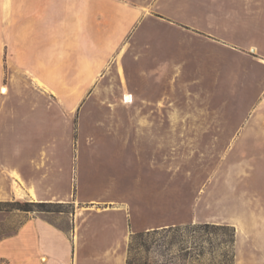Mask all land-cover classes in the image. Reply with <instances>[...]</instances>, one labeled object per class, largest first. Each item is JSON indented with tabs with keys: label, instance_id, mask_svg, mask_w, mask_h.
Here are the masks:
<instances>
[{
	"label": "rangeland",
	"instance_id": "1",
	"mask_svg": "<svg viewBox=\"0 0 264 264\" xmlns=\"http://www.w3.org/2000/svg\"><path fill=\"white\" fill-rule=\"evenodd\" d=\"M120 1L85 41V0H0V264H128L191 224L235 230L236 264L264 237V18H231L264 0ZM41 34L54 59L29 63ZM211 238L200 264H224Z\"/></svg>",
	"mask_w": 264,
	"mask_h": 264
},
{
	"label": "trees",
	"instance_id": "2",
	"mask_svg": "<svg viewBox=\"0 0 264 264\" xmlns=\"http://www.w3.org/2000/svg\"><path fill=\"white\" fill-rule=\"evenodd\" d=\"M221 231L224 233L221 234ZM220 235L227 239L224 243L229 248L223 252V263L231 264V237L234 243L235 230L231 229L230 226L211 224H191L138 233L134 235L129 247L128 264H160V261L153 258L154 252L162 258L161 264H200L201 259L208 252L211 255L214 254L212 248L207 252L201 242L206 239L212 245L211 237ZM141 253L146 254L144 261H140L139 255Z\"/></svg>",
	"mask_w": 264,
	"mask_h": 264
},
{
	"label": "crops",
	"instance_id": "3",
	"mask_svg": "<svg viewBox=\"0 0 264 264\" xmlns=\"http://www.w3.org/2000/svg\"><path fill=\"white\" fill-rule=\"evenodd\" d=\"M93 5V6H92ZM120 5H123V1H120V0H85V11H84V23H83V29L84 31L86 32V37H85V41H88V28H89V24L91 22V17L95 16L98 18L99 22L103 20L104 23L107 22V19H108V13H106V11H104V8H111L112 11L114 12V14H117L118 16H121L123 15V12L124 10H122V6ZM92 7L96 8H100V12H99V17L97 16V11L96 10H93ZM119 8H122L121 10L122 11H119L118 9ZM125 13L127 14V16L129 15H132L133 17V14L131 12H127L125 11ZM241 15V16H240ZM237 16H240V17H244L246 19H250V18H258V19H262L264 18V15L262 14H256V12H253L251 10H249V12H244L243 14L241 13H233L231 14V18L232 17H237ZM54 16H52L53 18ZM166 17L169 18V15H167L166 13ZM122 20V19H121ZM255 22H258V21H255ZM102 23V24H104ZM43 22L41 21L39 23V25H42ZM259 23H255V26H258ZM36 26L38 25L35 24ZM247 26V25H246ZM12 28L13 26L11 25V22H9V24H5V43H9V44H6V50L8 47H10V51H12V47H13V43H14V40L12 39ZM119 28V27H118ZM118 28H117V25L115 26V28L113 29L114 33H115V36H119V34L121 35V33H119L118 31ZM101 29V28H100ZM248 30V31H247ZM247 32H254V31H259L260 33H262V31H260L261 29L259 30H256L252 27H247ZM233 31H236V29H234ZM103 32V30L101 31ZM232 33V31H231ZM28 41H31V42H35V46L32 45L30 42V45H28L27 49H26V55H24L23 57L26 58V60L29 62V63H36V62H39V63H43V60L45 59L44 57H46L47 59L49 58V56L51 57V59H54L53 57V52H51L52 55H50L49 53L48 54H44L43 53V34L41 35H35V36H30ZM22 44V43H21ZM255 49V48H254ZM257 49H255L256 51ZM57 57V56H56ZM53 65H51L50 67L48 68H53L55 67L54 66V63H52ZM48 75H51L53 76L54 75V71L52 73H49L48 72ZM6 87V86H5ZM8 88V87H7ZM256 242H259V246H253ZM249 243H250V249H251V252L248 255H246L244 253V251H242V249L245 247L243 244H242V241L241 240H237L236 242V248H237V254H236V264H264V237L261 238V240H255L254 238H250L249 240ZM253 247V248H252ZM108 252V251H107ZM246 256H248L249 258H247ZM3 257V256H2ZM81 255H78L76 257L75 260H80L81 261ZM248 259H250L249 262ZM50 260V257H49V254L48 255H42L41 257V262H38L36 261L37 263L39 264H47L48 261ZM75 260H74V263H75Z\"/></svg>",
	"mask_w": 264,
	"mask_h": 264
},
{
	"label": "bare ground",
	"instance_id": "4",
	"mask_svg": "<svg viewBox=\"0 0 264 264\" xmlns=\"http://www.w3.org/2000/svg\"><path fill=\"white\" fill-rule=\"evenodd\" d=\"M120 72H121V75H122L121 77H122L123 81L125 82L126 79H125V75H124V69H123L122 66H120ZM1 88H2V92L3 93H7L8 92V88L7 87L4 86V87H1ZM126 100H127V102H131L133 100V96L131 94H128V92L126 94ZM32 193H33V195H35L33 190H32ZM118 210H121V209H118Z\"/></svg>",
	"mask_w": 264,
	"mask_h": 264
},
{
	"label": "water",
	"instance_id": "5",
	"mask_svg": "<svg viewBox=\"0 0 264 264\" xmlns=\"http://www.w3.org/2000/svg\"><path fill=\"white\" fill-rule=\"evenodd\" d=\"M253 51H255V49H253Z\"/></svg>",
	"mask_w": 264,
	"mask_h": 264
}]
</instances>
